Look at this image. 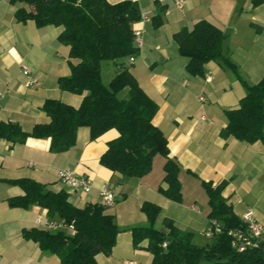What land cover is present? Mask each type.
Returning a JSON list of instances; mask_svg holds the SVG:
<instances>
[{
    "label": "crops",
    "instance_id": "obj_1",
    "mask_svg": "<svg viewBox=\"0 0 264 264\" xmlns=\"http://www.w3.org/2000/svg\"><path fill=\"white\" fill-rule=\"evenodd\" d=\"M107 1L114 5L123 0ZM131 1L148 21L132 25L133 31H142V45L133 62L125 65L157 106L152 124L164 136L169 157L179 166L181 201H170L158 191L165 163L160 155L140 179L111 173L99 164L107 144L118 136L115 130L90 141L88 129L78 128L75 145L58 154L49 151L48 139L28 138L11 144L0 138V264H60L56 255L23 237V232L30 230L57 232L48 227L50 222H59L57 217L47 216L38 206L18 209L6 203L23 195L18 186L7 182L18 179L33 180L53 192L63 191L77 208L100 204L102 187L113 191L114 204L106 212L121 232L109 255H96L97 264H152L147 241L134 247L129 232L132 227L147 225L140 210L144 202L160 208L157 230L165 231L162 221L169 219L178 230L193 235L192 244L207 245L204 231L210 222V208L201 182L212 186L224 183L221 197L235 217L251 212L256 221L264 223V145L220 137L227 124L224 112L238 107L246 85L264 77V2L254 6L252 0H183L182 9H178L174 0ZM19 8L23 6L0 0V123L16 124L28 133L35 125L49 122L41 110L45 100L76 108L82 96L57 86V79L69 76L70 64L76 63L68 58V48L58 42L61 28L19 23L15 19ZM155 17L161 21L159 26H154ZM199 21L223 33L221 52L234 69L217 60L204 65L203 76L186 71L187 59L178 53L173 35L182 29L190 31ZM22 67L40 80V87H24ZM103 68L107 85L116 65L102 62L101 80ZM62 169L89 178L90 191L71 190L61 183L57 172Z\"/></svg>",
    "mask_w": 264,
    "mask_h": 264
},
{
    "label": "trees",
    "instance_id": "obj_2",
    "mask_svg": "<svg viewBox=\"0 0 264 264\" xmlns=\"http://www.w3.org/2000/svg\"><path fill=\"white\" fill-rule=\"evenodd\" d=\"M21 4L15 12L19 23L31 21L36 27H60L58 42L68 48L70 75L57 79L60 90L82 96L74 108L58 100L47 99L41 110L49 118L47 124L35 125L28 133L16 124L0 123V138L11 144L26 139H48L51 153H62L76 143V130L86 128L89 140L95 141L109 130L117 138L107 144L99 164L111 173L140 179L152 168L156 155L164 158L162 185L158 191L173 202L181 201L179 166L169 157L166 141L152 124L156 104L138 86L129 72L126 61L138 50L134 44L132 25L140 21L137 4L123 0L110 4L107 0H9ZM258 5L264 0H252ZM161 21L155 17L154 26ZM223 33L213 25L197 22L190 31L182 29L173 35L178 53L187 59L186 71L203 76V67L211 61H223L230 69L234 66L221 52ZM112 62L116 72L107 85L101 80L100 65ZM125 94L121 96V93ZM227 124L220 132L223 139L264 145V77L253 85H246V94L238 107L224 112ZM18 186L23 195L10 198V208L28 209L38 206L47 216L57 217L72 225V233L57 231H24L23 237L35 242L42 250L58 257L60 264H97L98 254L109 255L121 230L116 226L107 208L87 204L82 208L72 205L65 192H53L45 185L30 179L7 181ZM208 197V218L216 221L221 233L202 247L192 244L191 233L178 230L169 219H163L165 231L155 228L160 208L144 202L140 208L147 225L132 227L129 232L134 247L147 241L152 264H264V240L256 247L237 252L228 232L243 228L231 207L221 197L225 184L212 186L201 182ZM166 243L163 248L162 244Z\"/></svg>",
    "mask_w": 264,
    "mask_h": 264
},
{
    "label": "built area",
    "instance_id": "obj_3",
    "mask_svg": "<svg viewBox=\"0 0 264 264\" xmlns=\"http://www.w3.org/2000/svg\"><path fill=\"white\" fill-rule=\"evenodd\" d=\"M176 7L182 9L183 0H174ZM140 21H148L146 15L140 16ZM134 32V44L137 49H140L142 45V31ZM133 58H129L128 63L131 64ZM22 75L25 77L24 87L26 89L40 87V80L30 74L26 67L21 69ZM1 98V94H0ZM200 100H203L202 98ZM204 120V118H202ZM29 165H32L31 163ZM58 180L68 186L71 190H80L83 193H88L91 189V180L85 177H79L75 174L73 170L62 169L57 172ZM100 195V205L104 208H109L114 204V193L108 187H102L99 192ZM244 225L243 228L234 229L228 232V235L232 238L231 244L237 252H243L245 249L256 247L258 241L264 240V223L256 221L251 212L245 213L239 219ZM39 223V222H38ZM48 227L57 231H64L65 229L73 232L74 228L72 225H66L62 222H50ZM221 233V228L219 224L210 220L208 227L204 231V236L208 240ZM162 247H166V243L162 244Z\"/></svg>",
    "mask_w": 264,
    "mask_h": 264
},
{
    "label": "rangeland",
    "instance_id": "obj_4",
    "mask_svg": "<svg viewBox=\"0 0 264 264\" xmlns=\"http://www.w3.org/2000/svg\"><path fill=\"white\" fill-rule=\"evenodd\" d=\"M104 69V68H103ZM104 71V72H103ZM102 71V82H103V85L105 84V82L107 81V79H108V75H107V73L105 72V69ZM66 233H69V231L68 230H64ZM202 236H203V234H202ZM200 237V239L203 241V242H205V239L203 238V237Z\"/></svg>",
    "mask_w": 264,
    "mask_h": 264
}]
</instances>
